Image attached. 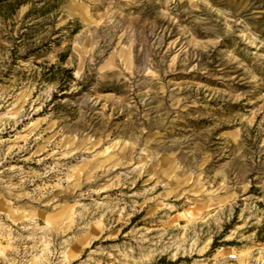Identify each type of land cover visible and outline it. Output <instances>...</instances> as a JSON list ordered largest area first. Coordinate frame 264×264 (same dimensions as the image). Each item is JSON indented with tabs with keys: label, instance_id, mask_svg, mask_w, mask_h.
Wrapping results in <instances>:
<instances>
[{
	"label": "rangeland",
	"instance_id": "374dc122",
	"mask_svg": "<svg viewBox=\"0 0 264 264\" xmlns=\"http://www.w3.org/2000/svg\"><path fill=\"white\" fill-rule=\"evenodd\" d=\"M0 264H264V0L1 7Z\"/></svg>",
	"mask_w": 264,
	"mask_h": 264
},
{
	"label": "trees",
	"instance_id": "16d2710c",
	"mask_svg": "<svg viewBox=\"0 0 264 264\" xmlns=\"http://www.w3.org/2000/svg\"><path fill=\"white\" fill-rule=\"evenodd\" d=\"M27 0H0V8L4 7L5 5L11 8H16L20 4L26 2Z\"/></svg>",
	"mask_w": 264,
	"mask_h": 264
},
{
	"label": "built area",
	"instance_id": "2783aa9c",
	"mask_svg": "<svg viewBox=\"0 0 264 264\" xmlns=\"http://www.w3.org/2000/svg\"><path fill=\"white\" fill-rule=\"evenodd\" d=\"M235 256H236L235 254H230L229 255V257L232 258V259L235 258Z\"/></svg>",
	"mask_w": 264,
	"mask_h": 264
},
{
	"label": "bare ground",
	"instance_id": "6f19581e",
	"mask_svg": "<svg viewBox=\"0 0 264 264\" xmlns=\"http://www.w3.org/2000/svg\"><path fill=\"white\" fill-rule=\"evenodd\" d=\"M242 254H245V251H243ZM240 260H241V259H240Z\"/></svg>",
	"mask_w": 264,
	"mask_h": 264
}]
</instances>
